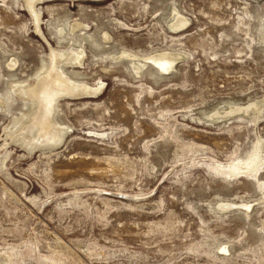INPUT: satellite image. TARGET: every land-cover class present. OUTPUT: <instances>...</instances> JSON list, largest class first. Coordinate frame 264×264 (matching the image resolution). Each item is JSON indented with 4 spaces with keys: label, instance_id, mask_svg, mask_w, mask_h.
Listing matches in <instances>:
<instances>
[{
    "label": "rangeland",
    "instance_id": "374dc122",
    "mask_svg": "<svg viewBox=\"0 0 264 264\" xmlns=\"http://www.w3.org/2000/svg\"><path fill=\"white\" fill-rule=\"evenodd\" d=\"M38 1L0 0V264H264V114L211 118L264 96V0ZM54 52L95 95L24 146Z\"/></svg>",
    "mask_w": 264,
    "mask_h": 264
},
{
    "label": "bare ground",
    "instance_id": "6f19581e",
    "mask_svg": "<svg viewBox=\"0 0 264 264\" xmlns=\"http://www.w3.org/2000/svg\"><path fill=\"white\" fill-rule=\"evenodd\" d=\"M33 1L34 0H27L29 8L32 7ZM33 7H34V5H33ZM33 10L31 8V12L33 14H35L33 12ZM178 20L179 21L173 26L175 30H177L178 28L181 29V27H183L186 23L185 19L180 18ZM73 28H76V25ZM127 53L122 52L119 55V57H123V58L124 57H130L131 58V56H132V59L135 57V56L133 57V55H131V53L130 54L129 53L127 54ZM67 54H69V52ZM70 54H72V53H70ZM137 57H139V56H137ZM66 58H70L71 61H74L77 64H79L80 54H73V56L70 55V56L66 57V55H64L63 53L58 54V53L54 52L53 56H52L51 68H50L49 73L45 76L44 75L40 76L39 79L37 80L38 82L36 81L35 86L32 85L30 87L21 88L19 90L20 96H22V98H24L26 100H30L36 104V105L34 104L35 105V111L33 112L34 114H33L32 118L30 119L29 123L27 125H25L26 127L24 126L25 127L24 133L19 134V136L21 135V137H20V140L18 139V141L20 143H22L24 146H27L30 143H35V144H39L42 146H47L48 142L53 141V140L57 141L59 134H58L56 127L53 125L54 123H52V119H53L52 118V113H53L52 110H53L54 101H55L56 97H58L60 94H63V93H68V94L69 93H71V94L75 93L76 94L77 93L76 91H78L79 89H81V91H82V89H84L85 91L83 93H85L86 91H90V95H91V93H94L93 95H95L96 88L90 87L88 85H83V84L79 85L81 88L80 87L77 88L73 84L70 85L67 82L66 78L64 77L63 71H61L60 67H59V64L63 60H65ZM130 58H128V59H130ZM152 58L154 59L153 61L156 64L159 63L161 67L164 66V67H166L167 70H169V69H171L169 67H172L173 64L179 58H181V55L179 53L165 51V52H160V53L154 54L152 56ZM132 61H134V60H132ZM80 62H82V60H80ZM62 64H63V62H62ZM173 67H175V66H173ZM215 113L217 115L211 114V116L213 115V117H211V118L213 120H216V121H218L220 119L229 118L232 116L234 117L238 114H240L241 116H247V117L248 116H254V117L260 118L264 114V96L261 97L260 99L250 101V102L243 104V105H234L233 107L229 108V110H227V111H223V112L218 111ZM34 138H37L39 140V142H33V140H35ZM58 139H60V138H58ZM43 142L46 144H43ZM51 145H49V146H51ZM225 208H227V207H225Z\"/></svg>",
    "mask_w": 264,
    "mask_h": 264
},
{
    "label": "water",
    "instance_id": "95a60500",
    "mask_svg": "<svg viewBox=\"0 0 264 264\" xmlns=\"http://www.w3.org/2000/svg\"><path fill=\"white\" fill-rule=\"evenodd\" d=\"M152 63L155 64V65H158V64H156L154 61H153Z\"/></svg>",
    "mask_w": 264,
    "mask_h": 264
}]
</instances>
